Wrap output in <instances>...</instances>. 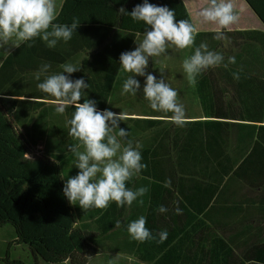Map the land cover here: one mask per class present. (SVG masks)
I'll use <instances>...</instances> for the list:
<instances>
[{
  "label": "trees",
  "instance_id": "1",
  "mask_svg": "<svg viewBox=\"0 0 264 264\" xmlns=\"http://www.w3.org/2000/svg\"><path fill=\"white\" fill-rule=\"evenodd\" d=\"M246 1L264 23V0ZM148 2L167 6L175 11L177 22L187 19L194 25L184 0ZM143 3L144 0H64L54 23L71 25L73 18H78L80 26L72 39L67 43L59 41L55 48H48L40 38L23 43L0 67L1 77V72H6L4 64L15 66L0 92V226L12 225L15 241L29 249L35 264H88L101 250L94 236L78 225L77 210L63 193L68 169L74 163L69 145L76 141L68 135L66 126L74 106L58 115L54 98L37 88L43 77L37 81L26 66L39 69L41 60L33 56L45 54L52 60L48 64L69 61L81 67L73 73L74 79L83 78L89 84L81 103L84 98L93 99L99 111L109 109L117 100L116 93L122 91L120 55L131 51L137 33L142 38L146 27L142 21L122 15L119 9L131 12ZM214 35L215 32H197L195 44L186 55L206 42L210 50L221 52L228 64L210 68L197 77L195 91L206 119L197 116L183 127L163 118L120 121V127L129 131L128 139H137L143 149L142 163L147 168L139 175L160 183L170 180L173 187H181L180 193L187 198L196 195H186V180L209 174L208 170L199 171L200 135L206 155L226 183L244 180L254 187L264 184V75L228 63L234 50L251 44L258 46L264 63V29L225 30L223 41H216ZM29 43L33 46L29 47ZM148 67L152 68L151 62ZM234 72L239 73V80L233 78ZM145 113L162 115L151 108ZM153 147L154 153H148V148ZM219 186L211 185L202 198H212ZM5 260L7 264H27L9 257Z\"/></svg>",
  "mask_w": 264,
  "mask_h": 264
},
{
  "label": "clouds",
  "instance_id": "2",
  "mask_svg": "<svg viewBox=\"0 0 264 264\" xmlns=\"http://www.w3.org/2000/svg\"><path fill=\"white\" fill-rule=\"evenodd\" d=\"M122 15L130 16L135 22H143L146 27L142 38L136 35L137 47L120 55V69L130 73L123 81L121 94L135 96L141 91V82L136 77H145L142 92L150 108L155 112L171 113L169 122L183 127L187 122L183 104L178 102V92L165 80V68H159L162 76L148 72L149 60L166 53L168 47L190 49L195 44L197 28L187 19L176 20L175 11L167 6H158L144 0L137 4L131 12L124 7L119 9ZM202 22L216 25L214 39H226L225 30L231 31V26L238 21V15L231 0H208L206 6L198 13ZM57 19L55 0H0V47L21 44L40 38L48 48H55L59 41L67 43L79 28L80 21L73 18L71 25L54 23ZM32 47V43L28 44ZM221 52L210 50L206 42H201L194 48L191 55L186 56L182 68L189 85L194 86L197 77L210 68H216L224 63ZM155 62V60H154ZM228 63H236L235 57H228ZM61 71L49 74L51 65L44 63L34 73V78L42 82L37 88L47 96L54 98L55 112L63 115L67 108L74 106L70 119H66L68 135L76 142L69 145L73 154V166L79 169L75 176L65 180L63 193L72 205H79L85 212L91 208L106 209L111 202L118 207L131 206L134 201L143 205L142 197L149 191L147 187L129 188L128 182L137 177L147 164L142 163L141 145L128 139L129 131L120 127V121H127L128 115L113 112L109 109L99 111L97 102L84 98L85 89L89 84L83 78L72 79L71 74L77 72V67L71 62L59 65ZM233 78L240 79L238 72ZM16 98V97H12ZM111 103L110 99H107ZM56 163H59L56 161ZM167 180L164 187H170ZM159 213H166L168 208L161 205ZM176 214H182L177 205ZM120 227L121 222H115ZM130 238L144 243L157 240L163 243L168 236L166 230L155 235L146 227V217L141 215L127 226Z\"/></svg>",
  "mask_w": 264,
  "mask_h": 264
},
{
  "label": "crops",
  "instance_id": "3",
  "mask_svg": "<svg viewBox=\"0 0 264 264\" xmlns=\"http://www.w3.org/2000/svg\"><path fill=\"white\" fill-rule=\"evenodd\" d=\"M64 0L56 6L58 15ZM189 13L192 17L194 11L197 15L200 9L207 5L208 0H184ZM235 11H244L250 18L251 23L240 25L237 21L231 26L232 30L237 29H264V23L257 16L246 0H231ZM194 23V20H193ZM197 32H214L216 25L202 22L199 16V27ZM136 39V38H135ZM137 45L133 43L132 49ZM16 47H0V67ZM235 57L236 65L239 69L264 75L263 57L258 46L245 45L234 50L231 57ZM33 57L41 60V63L51 62L50 56L36 54ZM64 57V56H53ZM71 58L73 56H70ZM92 58V56H91ZM69 62V61H67ZM62 64V63H61ZM60 63H52L49 74L61 71ZM13 64H4L6 72H1L0 92L7 83L6 76L15 70ZM30 72L39 69L35 65L26 66ZM152 69L148 67L147 71ZM123 81L130 73L123 72ZM223 72V70H222ZM157 74V73H156ZM73 78V73L71 74ZM141 82V98L144 105L149 106L144 98L142 87L145 77H136ZM185 79L175 84L172 88L178 92V102L187 106L190 97L185 90ZM122 90V87H121ZM30 98V97H24ZM119 99V98H118ZM198 101V97L196 95ZM48 101V99H45ZM143 103V102H142ZM197 113L186 112L187 120L206 119L202 116L200 100L196 103ZM200 107V108H199ZM113 112H122L121 110ZM149 108L142 112L124 111L129 119L138 118H163L168 120L169 116L145 115ZM234 121V119H227ZM169 121V120H168ZM134 124V121H131ZM149 129L146 132L149 133ZM134 142L137 139L133 140ZM203 136H199V171L208 170L209 174L191 177L186 180L184 190L198 198H187L179 191L181 187H164L165 181L156 182L152 177L144 178L140 175L134 177L131 184L127 186L132 189L147 187L149 191L142 197L144 203L140 205L138 201L124 207H118L115 202H111L106 209L91 208L86 212L80 206L74 205L77 210L78 225L89 231L100 246V252L94 255L88 264H264V184L254 187L246 181H236L226 183L218 172L216 166L211 162L205 152ZM179 145L175 146L178 150ZM143 152V149H140ZM155 148H148V153H154ZM165 153V151L163 152ZM79 169L72 166L68 169V177L75 176ZM168 175V173H167ZM219 184V188L212 198L204 197V192L211 185ZM193 193V194H192ZM190 195V196H191ZM169 209L166 213L157 211L159 206ZM179 206L182 214H176L175 208ZM141 215L146 217V227L155 235L160 231L166 230L167 239L163 243L157 240L145 241L140 243L130 238L127 231L128 224L138 219ZM121 222L120 227H116L115 222ZM13 233L12 240L15 244L16 234ZM6 239V238H5ZM7 241V240H6ZM10 258V257H9ZM22 260L21 258H13ZM23 261V260H22ZM64 264H70L65 262Z\"/></svg>",
  "mask_w": 264,
  "mask_h": 264
},
{
  "label": "rangeland",
  "instance_id": "4",
  "mask_svg": "<svg viewBox=\"0 0 264 264\" xmlns=\"http://www.w3.org/2000/svg\"><path fill=\"white\" fill-rule=\"evenodd\" d=\"M61 0H55V4L58 7ZM57 9V8H56ZM192 17L194 20V23L197 27H199V15H197L194 11L192 12ZM238 22L240 25H245V23H249L250 25H253L251 23V18L243 11L238 12ZM11 46V45H8ZM137 47V45L134 47V49ZM133 49V50H134ZM189 49L185 50H179L176 49L174 46L168 47L166 53L162 54L159 57L154 58V60L151 59L149 62L152 63V73H154L157 76H162L159 68L163 66L165 68V72L163 75L165 76L166 82L172 87L175 84L180 83L183 79H185V90L187 94L190 97V101L187 106H185V111L189 112L191 114L197 113V99H196V91L195 86L189 85L186 74L183 71L182 68V62L183 59L188 54ZM157 73V74H156ZM117 100H115L113 103L110 104V108L115 111H134L137 113L142 112L145 108H149L147 104L144 105V101H142L141 98V92H138L135 96L131 94H121V91L116 93ZM119 98V99H118ZM143 102V103H142ZM200 108V107H199ZM15 233V229L12 227V225H7L4 227L0 226V264H7L5 259L7 257H10V259L13 258H21L25 263L27 264H35L34 257L32 253L29 251L28 248H26L24 245L15 244L13 242V232ZM6 238V239H5ZM7 240V241H6Z\"/></svg>",
  "mask_w": 264,
  "mask_h": 264
}]
</instances>
